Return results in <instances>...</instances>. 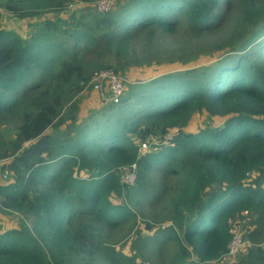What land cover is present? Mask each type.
I'll return each mask as SVG.
<instances>
[{
	"label": "trees",
	"instance_id": "1",
	"mask_svg": "<svg viewBox=\"0 0 264 264\" xmlns=\"http://www.w3.org/2000/svg\"><path fill=\"white\" fill-rule=\"evenodd\" d=\"M70 1L0 0L31 29L0 26V206L21 217L0 229V264H229L236 225L232 264H264V0H73L86 5L32 20ZM161 60L185 66L125 84ZM107 68L119 101L104 88L82 104ZM196 111L221 122L185 130Z\"/></svg>",
	"mask_w": 264,
	"mask_h": 264
},
{
	"label": "rangeland",
	"instance_id": "2",
	"mask_svg": "<svg viewBox=\"0 0 264 264\" xmlns=\"http://www.w3.org/2000/svg\"><path fill=\"white\" fill-rule=\"evenodd\" d=\"M86 3L85 2H81V1H73L71 0L67 6L60 10V11H53V12H48V13H43L41 15H39L37 18H32V20H40L46 17L52 18L55 16H67L68 14H70L72 11H76L79 10L81 7L85 6ZM88 8V7H87ZM29 20H25V19H18L15 18L12 14H10L9 12L3 10L2 8H0V26L3 27H7V28H12V29H17L18 31L21 32V34L23 36H28L30 33V28H29ZM174 39L172 38V36H168L166 38V40L164 41L165 45H171L174 46L175 43L173 42ZM164 48V47H162ZM163 51L166 53L167 49H163ZM163 54L164 57L166 54ZM209 62V59L207 58V56H199V58L194 59V61H190L187 63V65H198L201 63H207ZM181 66H185L183 64H181L179 61H174V62H167L165 60H161L160 63H153L151 65H147V66H141V67H128L125 72L121 73L123 80L124 78H127V81L125 82V84H130L129 82L132 81H138V80H144V79H149L152 78L154 76H157L161 73L164 72H170V71H174L177 69L182 68ZM104 86V85H103ZM90 88H87L85 90H83L78 97H81V102L82 104L86 103V105L89 106L90 103H93L92 100L95 99L97 100V98L99 97L98 92L93 91L91 95H88ZM89 97H91V99L89 100ZM94 97V98H93ZM85 100V101H84ZM88 100V101H86ZM84 101V102H83ZM91 106V104H90ZM221 122L220 118L217 117H213V116H209L205 111H196L190 118L188 124L184 127L185 130L187 131H195L198 130L201 127L204 126H215L217 124H219ZM9 128H6V136L11 135L14 130H11L13 127L12 126H8ZM12 127V128H11ZM154 141L149 140V143L151 144ZM148 143H147V147H148ZM4 162V161H2ZM1 162V163H2ZM0 163V165H1ZM8 179V176L6 178H4L3 176L0 177V183L2 182H6ZM247 181H250V177H247ZM139 210L137 211L138 216L136 217V224L139 226V229H141L142 235H150L153 232V229L156 228L154 227L152 229V231L147 230L146 228H143V224H142V219L143 214L146 215H150L151 210L153 211V209H149V206L144 204L142 206H138ZM136 210V209H135ZM149 216V217H150ZM21 218L19 217V215L9 212V211H5V209H3V207L0 206V229H8L11 227H17L18 226V219ZM26 222H28V220L26 219ZM263 222H264V215H263ZM127 228H124L122 230H119L118 232H115L113 234V240L116 239L117 243L116 248H121L122 251H124L127 254L131 253L130 247H129V242L131 237H128L126 239H122L123 235L126 234ZM233 231H235L237 234L240 235V231H239V226L236 225L235 228L233 229ZM129 238V239H128ZM242 240V239H241ZM264 242V241H261ZM244 243V244H243ZM244 246L247 245L246 241H243L242 243ZM173 245H168L167 248V253H170L172 250ZM166 256V255H165ZM234 260V255L233 256H227L225 261L229 264H232ZM224 261V260H223Z\"/></svg>",
	"mask_w": 264,
	"mask_h": 264
},
{
	"label": "built area",
	"instance_id": "3",
	"mask_svg": "<svg viewBox=\"0 0 264 264\" xmlns=\"http://www.w3.org/2000/svg\"><path fill=\"white\" fill-rule=\"evenodd\" d=\"M115 4V0H95L93 3V10L96 11H109L112 6ZM92 84V88L95 91H98L100 94L104 92V88L107 89L109 93V98L113 102H118L120 96L123 93L124 85L120 78V76L112 69H100L99 71L95 72V74L91 77L88 82V85ZM104 85V86H103ZM141 149L147 147V142H142L140 144ZM2 160H0V163ZM8 170L5 168L3 169V177H6ZM135 179V164H131L130 169L125 168L121 173V180L133 184ZM242 240L239 234L233 231L232 239L229 244V250L227 255L233 256L238 248L241 246Z\"/></svg>",
	"mask_w": 264,
	"mask_h": 264
}]
</instances>
